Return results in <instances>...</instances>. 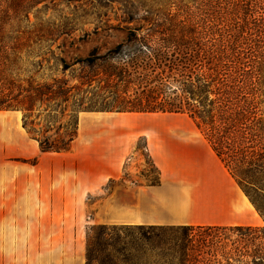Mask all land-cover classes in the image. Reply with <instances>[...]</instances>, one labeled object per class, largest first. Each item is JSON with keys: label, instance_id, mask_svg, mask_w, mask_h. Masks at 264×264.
<instances>
[{"label": "trees", "instance_id": "16d2710c", "mask_svg": "<svg viewBox=\"0 0 264 264\" xmlns=\"http://www.w3.org/2000/svg\"><path fill=\"white\" fill-rule=\"evenodd\" d=\"M196 2V17L179 14L182 0L175 13L128 14L123 42L72 64L46 47L39 50L41 42H54L41 23L0 14V111L21 112V127L41 154L71 149L81 112L186 115L264 219V0ZM46 55L61 76L37 81V71L25 68H40L42 62L33 60ZM217 230L244 238L224 253V264H264V227L149 226L143 236L147 252L156 249L164 260L219 264L209 252L211 241L205 243ZM121 235L115 225L92 226L86 264H106L100 254Z\"/></svg>", "mask_w": 264, "mask_h": 264}, {"label": "crops", "instance_id": "0c3cea01", "mask_svg": "<svg viewBox=\"0 0 264 264\" xmlns=\"http://www.w3.org/2000/svg\"><path fill=\"white\" fill-rule=\"evenodd\" d=\"M7 113L19 114L16 111ZM114 115L112 124L92 126L88 132L92 135L86 140H80L78 128L68 152L43 154L37 142L22 129L18 116L0 115V240H60L61 247L49 254V264H56L57 258L59 264H83V243L78 242L71 252L69 247L63 248V244L68 245L69 240H83L88 211L86 197L100 190L110 179L120 178L125 161L132 156L134 141L140 137L145 138L146 151L161 172L160 186L144 189L131 184L121 187L124 195L130 196L119 209L125 219L98 221L94 218L92 223L260 224L261 218L235 187L234 195L224 197L226 206L215 205L218 202L214 198L223 197L218 185L226 179L220 171L219 177L201 194L167 183V160L195 157L196 147L191 142L170 135L174 131L166 126L141 123L137 119L140 114ZM209 153L215 157L210 148ZM35 158L37 161L33 162ZM148 193L158 194L156 200L148 201ZM196 195L201 199L214 197L211 201L215 202L206 206L196 201ZM150 207L154 214L147 216L144 211ZM6 220H10L11 225L4 227ZM74 229L78 232L76 238Z\"/></svg>", "mask_w": 264, "mask_h": 264}, {"label": "rangeland", "instance_id": "374dc122", "mask_svg": "<svg viewBox=\"0 0 264 264\" xmlns=\"http://www.w3.org/2000/svg\"><path fill=\"white\" fill-rule=\"evenodd\" d=\"M179 0H0V14L12 19L23 20L25 17L29 19L30 24L41 23L43 25L42 33L44 36L52 37L54 42L39 44V50L50 49L54 55L65 60L66 64H72L76 60L87 58L91 53L96 52L97 55H103L106 51L113 49L117 44L125 40L128 23H124L128 19V14L138 13L140 16L145 11L162 13L169 11L176 12ZM198 2L192 0H182V10L179 14L182 16L192 15L199 16L196 12ZM49 38V37H48ZM46 47V49H44ZM36 52L37 49H36ZM45 52V51H43ZM42 53V52H41ZM37 56L33 61L42 62L40 68H31L28 64L25 68L30 73L37 71L34 78L37 81L49 82L52 78H60L58 63L49 55L43 57ZM77 69L78 66H73ZM25 74V73H24ZM67 74V73H66ZM23 76V75H22ZM25 76V75H24ZM1 116H18L21 125V112L19 114H10L11 111H0ZM18 112V111H16ZM115 112H81L78 114V128L80 140H86L88 133L92 130V126L112 124L111 119L116 115ZM137 119L143 124L163 125L168 130L174 132L170 135L180 137L185 142H191L195 147V157L191 158H172L166 162L165 176L168 184H172L179 188H187L194 193L201 194L205 187H209L219 177V171L224 178L218 185V190L223 197L216 199L208 197L201 199L196 195L198 203L209 205L214 203L212 198L218 203L215 205L223 208L227 205L226 197L229 191L224 189L223 180H226L233 188L240 190L236 182L231 178L226 169L215 159L209 155V148L201 134L196 129L193 122L186 116L181 114H140ZM78 133V130H77ZM78 135V134H77ZM146 152L145 138L140 137L134 141L132 156L127 159L122 167L121 176L118 180L106 182L104 186L93 194L86 197L88 211L86 212V225L83 232V240H69V252L74 250L78 242H82L84 246L83 264H86V240L87 232L92 226L98 225H115L122 228L123 235L120 237H112L109 240H118L113 242V249L108 248L100 254L101 259L106 264H176L171 260L162 259L158 256V251L154 249V253L147 252L148 245L145 241L143 233L149 226L160 227L161 229H170L182 226H216V227H264V219L257 226L243 224L232 225H206V224H188V225H121V224H101L92 223L93 219L98 221H108L114 219H125L124 213L120 212L124 205L126 197L121 187L135 185L144 189L160 186L156 184L157 179H161L160 170L152 164L151 158ZM131 159V160H130ZM218 167V170L216 169ZM160 176V177H159ZM208 189V188H207ZM206 193V192H205ZM158 194L148 193L147 199L150 202L156 200ZM198 196V197H197ZM214 196V195H213ZM195 197V196H194ZM216 197V196H215ZM184 199V198H183ZM188 199V198H186ZM189 200V199H188ZM186 202V201H185ZM189 202V201H188ZM250 203V202H249ZM253 207V206H252ZM202 210V208H195ZM189 211V206H188ZM209 211V210H208ZM159 213V212H158ZM165 212H162L164 214ZM144 214L150 216L154 214V210L146 209ZM10 217V214H8ZM192 216V215H191ZM8 217V218H9ZM193 217V216H192ZM11 221L6 220L4 227L10 226ZM55 231V230H54ZM74 238L78 232H75ZM56 232V231H55ZM211 236L205 243L210 242L211 251L215 256V260L219 264H224L222 259L224 253H231L232 249L242 246L243 237H240L235 231H211ZM93 239L92 237L90 238ZM98 240H105L99 238ZM198 240H195L197 242ZM234 243L232 246H230ZM152 246H157L156 240H151ZM66 245V246H65ZM60 240H0V264H49V254L53 249L60 248ZM159 247V246H158ZM134 248L136 251L128 252V249ZM125 249V250H124ZM208 250L205 249L204 252ZM203 259L209 256L205 253L201 255ZM59 264L58 258L55 260Z\"/></svg>", "mask_w": 264, "mask_h": 264}, {"label": "bare ground", "instance_id": "6f19581e", "mask_svg": "<svg viewBox=\"0 0 264 264\" xmlns=\"http://www.w3.org/2000/svg\"><path fill=\"white\" fill-rule=\"evenodd\" d=\"M223 185H225L224 186V189L226 190V191H229V194L230 195H234V190H233V187L231 186V185H229V183L226 181V180H223ZM188 201H186V203H187ZM244 202H245V200H244ZM181 209H182V206H181ZM186 210V209H185ZM182 210H180V212H181ZM180 212H179V214H180ZM242 222H243V220H242Z\"/></svg>", "mask_w": 264, "mask_h": 264}]
</instances>
